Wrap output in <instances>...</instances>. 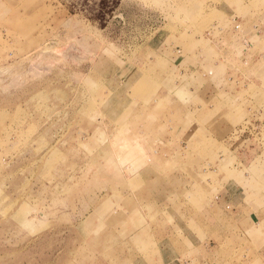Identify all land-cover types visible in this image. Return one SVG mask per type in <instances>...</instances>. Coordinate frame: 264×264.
I'll list each match as a JSON object with an SVG mask.
<instances>
[{"label":"rangeland","instance_id":"obj_1","mask_svg":"<svg viewBox=\"0 0 264 264\" xmlns=\"http://www.w3.org/2000/svg\"><path fill=\"white\" fill-rule=\"evenodd\" d=\"M263 191L264 0H0V264H264Z\"/></svg>","mask_w":264,"mask_h":264},{"label":"crops","instance_id":"obj_2","mask_svg":"<svg viewBox=\"0 0 264 264\" xmlns=\"http://www.w3.org/2000/svg\"><path fill=\"white\" fill-rule=\"evenodd\" d=\"M250 124H252V123H250ZM250 124H248L246 127H248L249 128V126H250ZM243 127V129H245L246 127H245V125H243L242 126ZM234 129H236L235 127L233 128V130H232V132H234ZM250 129V128H249ZM231 131V130H230ZM243 131V130H242ZM244 142V141H243ZM246 142V141H245ZM230 193H227L226 195H224V197H225V199L226 200H228L227 198H231V197H233L231 200L233 201L234 200V195H235V193H232V192H234V191H229ZM262 194H264V191H263V193ZM229 205V204H228ZM237 205H240L241 206V204H237ZM230 207V206H229ZM245 209H247L249 212H251V216H249V218H248V220L246 221V226H248V227H250V226H253L252 224H251V221H250V218H252L253 219V215H254V211L255 210H253V207L251 208H249V206L248 207H245ZM245 209H243V210H245ZM252 210V211H251ZM257 210L258 211H261V212H263L264 211V207H259V208H257ZM259 213V212H258ZM253 221H254V219H253ZM190 240V241H189ZM263 242V241H262ZM188 243L189 244H193V242L191 241V239H188ZM172 256L171 255H169L168 256V259H170ZM165 258H167L166 256H165ZM171 259H173V258H171Z\"/></svg>","mask_w":264,"mask_h":264},{"label":"bare ground","instance_id":"obj_3","mask_svg":"<svg viewBox=\"0 0 264 264\" xmlns=\"http://www.w3.org/2000/svg\"><path fill=\"white\" fill-rule=\"evenodd\" d=\"M145 191V190H144ZM152 191V190H151ZM149 195V194H148ZM148 197V196H147ZM171 247V246H170Z\"/></svg>","mask_w":264,"mask_h":264}]
</instances>
